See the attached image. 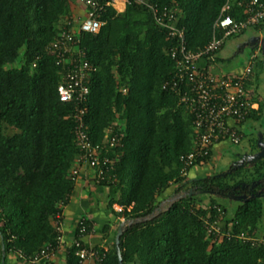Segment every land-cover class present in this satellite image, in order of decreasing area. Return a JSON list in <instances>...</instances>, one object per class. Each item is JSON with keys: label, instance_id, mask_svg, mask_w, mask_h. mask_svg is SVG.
Here are the masks:
<instances>
[{"label": "trees", "instance_id": "obj_1", "mask_svg": "<svg viewBox=\"0 0 264 264\" xmlns=\"http://www.w3.org/2000/svg\"><path fill=\"white\" fill-rule=\"evenodd\" d=\"M223 1L157 0L160 5L177 4V25L184 27L190 51L209 42ZM67 16L68 0H0V232L5 252L20 250L27 257L47 244L56 247L52 219L57 204L65 205L74 188L68 175L77 154L72 107L59 100L60 69L47 51ZM232 16L243 19L239 9ZM102 20L98 34H81L79 40L96 68L85 124L91 141L99 144L108 126L122 123L117 131L120 146L110 152L112 158L118 152L119 159L101 184L115 190L109 206L121 208L117 216L134 220L151 215L171 187L175 194L196 187L226 198L244 194L239 191L242 184L257 183L259 190L264 158L224 177L179 178V157L192 146L191 117L178 96L162 88L174 74L169 51L177 43L137 5L127 6L122 14L107 8ZM263 110L261 104L247 120L259 119ZM203 195L207 202L187 194L155 217L127 227L119 239L122 264H263L264 245L252 246L236 237L211 244L203 223L209 214L234 236L255 235L262 199L237 203L229 217L223 205ZM69 255L70 264H79L75 249ZM100 264H117L114 246Z\"/></svg>", "mask_w": 264, "mask_h": 264}, {"label": "built area", "instance_id": "obj_2", "mask_svg": "<svg viewBox=\"0 0 264 264\" xmlns=\"http://www.w3.org/2000/svg\"><path fill=\"white\" fill-rule=\"evenodd\" d=\"M117 1L126 7L137 5L148 10L155 24L166 31L168 39L177 43L169 51L170 58L175 63V71L162 88L174 92L179 98V103L191 117L193 130L191 150L179 157L181 164L179 178L186 179L191 168L206 162L214 144L227 142L230 145H239L242 140L240 127L251 112L257 111V103L252 100L247 87L253 72L255 54L237 74H217L212 71V66L226 39L237 37L262 24L264 0H224L212 26L209 42L197 51H190L186 47L185 29L177 25L180 9L175 3L160 5L157 0H80L84 8V17L77 24L70 16L65 17L60 23L56 37L47 48L60 69L61 81L57 88L59 100L72 107L70 117L73 122V144L77 152L68 173L72 181L76 180L82 168H87L93 172L94 183L101 185L114 170L120 156L118 152H114L112 158L110 152L116 151L120 146L121 138L117 131L122 129V123L115 122L108 126L99 144H94L88 135L85 124L86 104L89 83L96 68L90 64L85 49L79 44L81 34H98L105 24L102 20L103 14ZM237 9L241 10L243 19L235 20L232 16L233 11ZM121 92L126 91L121 89ZM63 208L64 204L58 203L57 212L52 219L57 244L61 240ZM115 210L120 212L121 208L116 206ZM216 211L221 214L219 208H216ZM203 223L211 244L236 237L252 246L264 245V237L259 238L256 234L234 236L230 230L224 229L220 219L211 221L209 214L205 216ZM85 232L86 227L80 222L78 236ZM72 248L75 249L79 263L90 259L100 264L105 257V252L100 254L95 249L86 248L80 238L74 239ZM15 253L18 258L31 263L46 262L53 255L54 248L47 244L30 257L25 256L20 250H16Z\"/></svg>", "mask_w": 264, "mask_h": 264}, {"label": "crops", "instance_id": "obj_3", "mask_svg": "<svg viewBox=\"0 0 264 264\" xmlns=\"http://www.w3.org/2000/svg\"><path fill=\"white\" fill-rule=\"evenodd\" d=\"M69 2V16L79 23L84 17V8L80 3V0H68ZM126 6L117 1L112 9L117 14H122L126 10ZM264 24L257 29H253L260 39L261 33L263 32ZM248 32L245 31L239 37L244 36ZM255 34V36H256ZM224 47V45H223ZM222 47V49H223ZM216 56V62L212 66V71L217 74H237L243 68L231 69L229 72H224L222 68V58H220V53ZM257 52L254 51L251 56ZM250 56V57H251ZM250 59V58H249ZM257 59L255 57L253 73L247 83L248 91L254 102L264 106V72L261 71L260 63L257 68ZM259 97V98H258ZM257 119L247 120L241 127L242 140L244 138L245 129L247 127H254L255 132L242 151L235 153L231 158L224 157V150L227 142H220L214 144L210 149V156L202 165L195 166L191 168L188 172V177L186 179L194 181L201 178L212 177L215 175L225 174L230 171L232 163L241 159L244 156L252 155L257 153L260 149L257 143L260 139L259 136L264 137V129L261 124H257L255 121ZM264 142V139L262 140ZM224 166L225 170L219 169L218 165ZM252 164L246 166V168H251ZM226 171V172H225ZM171 190V191H170ZM173 188H170L165 192L158 201L171 194ZM116 192L112 187L97 185L93 180V172L90 169L82 168L79 176L74 181V188L68 197L66 204L62 210L61 215V225L62 233L61 240L54 248L53 255L48 261H38L36 263H31L25 259L18 258L15 252L9 251L5 252L4 249V260L3 264H70L69 252L72 250V242L76 238H80L82 244L86 248L95 249L98 252L108 253L112 246H114V237L117 231L118 225L123 218H120L116 214L115 207L117 205L113 204L109 206L110 200L115 197ZM202 195V194H200ZM207 195V194H206ZM210 195V194H209ZM214 199L219 198L222 201H229L234 203H241L239 201L228 200L219 195H210ZM264 203V201H263ZM87 223V228L85 234L78 236L79 223ZM1 234V232H0ZM5 248V245H4ZM2 261V251H1V240H0V264ZM79 264H99L93 260L86 259Z\"/></svg>", "mask_w": 264, "mask_h": 264}, {"label": "rangeland", "instance_id": "obj_4", "mask_svg": "<svg viewBox=\"0 0 264 264\" xmlns=\"http://www.w3.org/2000/svg\"><path fill=\"white\" fill-rule=\"evenodd\" d=\"M244 34V36H237V37H231L225 40L224 47L220 53V58H222V68L224 72H229L231 69H238L243 68L249 61V58L251 54L257 50L258 44L257 42L264 39V28L263 32L261 33L262 39H260L259 35L256 34V32L253 29L247 30ZM256 34V36H255ZM256 44H254V42ZM262 50V46L259 47ZM258 62H256L257 65ZM259 66V65H257ZM258 68V67H257ZM264 109V106H263ZM257 124H261L262 128L264 129V110L263 114H261V117L255 121ZM255 129L254 127H247L245 129L244 138L241 140V143L239 145H230L229 143H226L225 150H224V157L231 158L232 155L235 153H239L244 149V146L252 140V136L254 135ZM222 166L220 164L218 165L217 170L221 169ZM222 169L225 170V167L223 166ZM226 172V171H225ZM173 188V187H171ZM171 191V190H170ZM175 193L171 192L168 196H166L163 200L160 201L159 204V210H165L170 205L171 201L174 200ZM177 194L176 196H178ZM202 196V200L208 201V197L205 195ZM215 202L221 204L226 209V213L229 217H232L234 214L235 207L237 203L229 202V201H222L219 198L214 199ZM260 227L257 231L259 238L264 237V211L262 214V219L260 221Z\"/></svg>", "mask_w": 264, "mask_h": 264}, {"label": "water", "instance_id": "obj_5", "mask_svg": "<svg viewBox=\"0 0 264 264\" xmlns=\"http://www.w3.org/2000/svg\"><path fill=\"white\" fill-rule=\"evenodd\" d=\"M261 46H262V54L264 55V39H262ZM263 67H264V61H263ZM263 71H264V68H263ZM257 146L260 149L257 153L252 154V155H248V156H244L241 159H239L236 163H233L231 171L236 169V168L242 167L244 162L246 164H250V163H254V162L262 159L264 157V142H262L261 138L259 139V141L257 143ZM235 164H238V165L235 166ZM231 171H229V172H227L225 174L215 175L214 177L215 178H219V177H224L225 175H230ZM245 186H246V184H242L241 185L242 188L245 187ZM256 186H257V183L256 184H252L251 187H250V190L255 189ZM178 194H179L178 196H176L177 194L174 195L175 198H174L173 201H171L170 205L173 204L174 202L178 201L179 199L184 198L187 194H189V195H200V194L213 195L212 192L208 193V192H205V191H196L195 189H189L188 191H184V192H181V193H178ZM259 197H260V195L256 194V195H252L250 197V199L259 198ZM262 197L264 198V194L262 195ZM241 199L244 200L243 202L247 201L245 196L238 197V200H241ZM169 206L167 207V209L169 208ZM158 208L156 210H154L153 213L151 215L147 216V217H144V218H141V219H134V220H123V221H121L119 223L117 231L115 233V237H114V250H115V253H116V256H117V264H122V258H121L120 248H119V239H120L121 235L123 234L124 230L127 227H129V226H131L133 224L149 220V219L155 217L157 214L162 213L165 210H167V209L159 210ZM0 240H1V251H2V261H1V263L3 264L4 249L5 248H4V242H3V238H2L1 234H0Z\"/></svg>", "mask_w": 264, "mask_h": 264}, {"label": "flooded vegetation", "instance_id": "obj_6", "mask_svg": "<svg viewBox=\"0 0 264 264\" xmlns=\"http://www.w3.org/2000/svg\"><path fill=\"white\" fill-rule=\"evenodd\" d=\"M254 42V44H256L255 43V41H253ZM257 44H258V47H257V50H256V52H257V55H256V59H257V64L259 65V63H260V68H261V71H263V61H264V55L262 54V50L259 48L260 47V45H261V41L259 42H257ZM258 67V66H257ZM264 72V71H263ZM259 98V97H258ZM260 109V105L259 104H257V111ZM260 115V114H259ZM262 140L264 139V137H261V136H259ZM264 158V157H263ZM238 161V160H237ZM236 161V162H237ZM236 162H234V163H236ZM233 164V163H232ZM250 164H252V163H250ZM250 164H246L245 162L243 163V166H248V165H250ZM238 164H235V166H237ZM242 166V167H243ZM231 169H232V165H231V167H230V171H231ZM254 184V183H253ZM250 187H251V185H249V187L246 185L245 187H241L240 186V190L239 191H242V190H245V193L244 194H237V195H232V196H229V197H223V195H219V196H221V197H223V198H226V199H228V200H233V201H239V202H243L244 200H238V197H241V196H245L246 197V199H248V198H250L252 195H256V194H259L260 195V199H262V201H264V198L262 197V195L264 194V183H263V185H262V187L258 190V189H253V190H250ZM189 189H196V187H192V188H189ZM233 193H235V190L233 191Z\"/></svg>", "mask_w": 264, "mask_h": 264}]
</instances>
